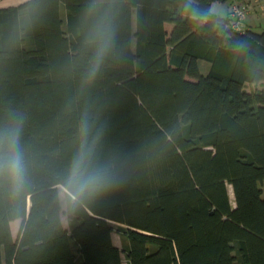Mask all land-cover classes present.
<instances>
[{"label": "trees", "instance_id": "trees-1", "mask_svg": "<svg viewBox=\"0 0 264 264\" xmlns=\"http://www.w3.org/2000/svg\"><path fill=\"white\" fill-rule=\"evenodd\" d=\"M215 1L0 9V127L19 122L28 166L21 193L0 186V264H264V29H234ZM93 3L114 41L89 82ZM85 118L119 178L67 204L66 227L58 186Z\"/></svg>", "mask_w": 264, "mask_h": 264}, {"label": "clouds", "instance_id": "clouds-1", "mask_svg": "<svg viewBox=\"0 0 264 264\" xmlns=\"http://www.w3.org/2000/svg\"><path fill=\"white\" fill-rule=\"evenodd\" d=\"M85 16L91 18L87 42L95 51L86 73V80L95 78L100 65L112 49L114 41L113 14L110 10H101L93 3L85 10ZM81 143L73 155L64 174L65 191L62 199L75 206L80 200L102 193L118 180L112 165L101 163L96 156V142L99 137L93 134L88 119L80 124ZM28 185V166L21 144L20 124L10 121L0 127V186L12 196L21 193Z\"/></svg>", "mask_w": 264, "mask_h": 264}, {"label": "rangeland", "instance_id": "rangeland-1", "mask_svg": "<svg viewBox=\"0 0 264 264\" xmlns=\"http://www.w3.org/2000/svg\"><path fill=\"white\" fill-rule=\"evenodd\" d=\"M230 0H227L225 2H219V1H215L211 7V9L218 13L219 15L225 16L227 14V8L229 7ZM241 3H249V2H241ZM251 9V7H250ZM249 9V10H250ZM247 11L246 15L248 14ZM245 15V18H246ZM258 18L262 21L261 24L259 23V21L256 23V26H254L256 29H264V15H261L260 13H258ZM258 19V20H259ZM245 20V19H244ZM258 24V25H257ZM169 25V24H168ZM170 26V25H169ZM167 28H169L166 25ZM198 64H199V69L202 73H206L207 70L210 67V62L204 59H199L198 60ZM245 89L246 90H252V89H258L261 87L260 83H249V84H245ZM261 187L262 189H264V181L261 182ZM58 190H59V197H60V202H61V207H62V214H61V219L63 220V223L65 224L66 227H68L69 225V221L68 218L66 216V208H67V203L64 201V199H62V193L65 191V188L62 186H58ZM228 192H229V196L231 198V200L233 199V192H232V188L230 185H228ZM114 226L116 227L117 224H114ZM114 227V231L112 232V237L115 241V243L121 248L122 247V241H121V234L119 232L116 231V228ZM16 228V226L14 225V229ZM122 260H123V264H126V257L124 255V253H122Z\"/></svg>", "mask_w": 264, "mask_h": 264}, {"label": "crops", "instance_id": "crops-1", "mask_svg": "<svg viewBox=\"0 0 264 264\" xmlns=\"http://www.w3.org/2000/svg\"><path fill=\"white\" fill-rule=\"evenodd\" d=\"M28 0H0V9L6 8V7H15L23 4ZM249 2V5L251 9L249 10L248 14L246 15V18L244 20V23L247 24L249 27L256 29L254 26H256V23L259 21L261 24V20L258 18V13L261 15H264V0H230V3L228 4L229 7L227 8V12L230 10V5L233 2ZM214 3V2H213ZM211 4V7L213 5ZM259 19V20H258ZM256 22V23H255ZM258 25V24H257ZM258 29V28H257ZM63 222V220H62ZM21 220L15 219L11 221V231L14 237L18 234L19 228H20ZM64 224V223H63ZM14 225L16 228L14 229ZM65 225V224H64ZM112 240L115 245H117L112 237ZM118 246V245H117Z\"/></svg>", "mask_w": 264, "mask_h": 264}, {"label": "built area", "instance_id": "built-area-1", "mask_svg": "<svg viewBox=\"0 0 264 264\" xmlns=\"http://www.w3.org/2000/svg\"><path fill=\"white\" fill-rule=\"evenodd\" d=\"M249 3L233 2L230 6L229 16L231 18L230 24L236 30H244V19L246 12L249 11Z\"/></svg>", "mask_w": 264, "mask_h": 264}]
</instances>
